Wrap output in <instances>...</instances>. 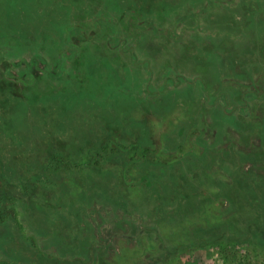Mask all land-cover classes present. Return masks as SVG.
Returning a JSON list of instances; mask_svg holds the SVG:
<instances>
[{
    "label": "rangeland",
    "instance_id": "374dc122",
    "mask_svg": "<svg viewBox=\"0 0 264 264\" xmlns=\"http://www.w3.org/2000/svg\"><path fill=\"white\" fill-rule=\"evenodd\" d=\"M232 242L264 249V0H0V264Z\"/></svg>",
    "mask_w": 264,
    "mask_h": 264
},
{
    "label": "trees",
    "instance_id": "16d2710c",
    "mask_svg": "<svg viewBox=\"0 0 264 264\" xmlns=\"http://www.w3.org/2000/svg\"><path fill=\"white\" fill-rule=\"evenodd\" d=\"M6 4H8L9 5V3L8 2H6ZM5 8V7H4ZM66 159H65V156H62V155H60V154H58V155H56L55 157H54V159L52 160V164L50 165V166H54V167H56L55 166V163H58V164H66V163H64V161H65ZM62 165H60V166H62ZM46 168H48L47 166H46ZM234 244H233V242L232 243H229V244H223V245H221L220 246V248H221V250H222V252H223V255L225 256V259H227V261L228 262H230V264H237L238 263V261H240V263H242V261H244V259L246 260V261H244L245 263H248V264H252V261H251V252L252 251H255V250H258V249H260L258 252H259V254L260 253H262V252H264V249L263 248H258V249H256V248H254L255 246H253L252 247V249L253 250H250V249H248L246 252V254L244 255V253H243V256H242V258L240 259V257L238 256L239 254V249H237L236 248V250L234 251V252H232V248H228V247H232ZM237 246H239V245H237ZM248 246H246V248H247ZM234 248H235V246H234ZM233 248V249H234ZM229 249L231 250V251H229ZM264 258V257H263ZM254 264V263H253Z\"/></svg>",
    "mask_w": 264,
    "mask_h": 264
},
{
    "label": "flooded vegetation",
    "instance_id": "af4514ba",
    "mask_svg": "<svg viewBox=\"0 0 264 264\" xmlns=\"http://www.w3.org/2000/svg\"><path fill=\"white\" fill-rule=\"evenodd\" d=\"M115 154V153H114ZM117 154H119V152H117ZM240 155L239 154H237V157H238V159H240V157H239ZM208 157H210V156H208ZM199 159V158H198ZM127 161H130V159H128ZM191 175H192V173H191ZM194 175H192L191 177H193ZM33 248V247H32ZM34 250V249H33ZM35 251V250H34Z\"/></svg>",
    "mask_w": 264,
    "mask_h": 264
}]
</instances>
